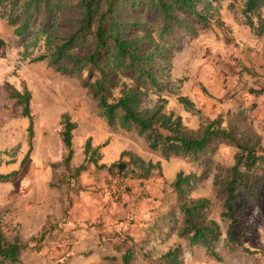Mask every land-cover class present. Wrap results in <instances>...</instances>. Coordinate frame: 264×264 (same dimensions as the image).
<instances>
[{"label": "rangeland", "instance_id": "obj_1", "mask_svg": "<svg viewBox=\"0 0 264 264\" xmlns=\"http://www.w3.org/2000/svg\"><path fill=\"white\" fill-rule=\"evenodd\" d=\"M243 1L199 4L208 21L194 25L195 35H179L181 43L162 78L164 111L180 116L189 130L219 118L223 127L264 148V90L252 91L264 88V33L257 36L244 23ZM260 13L264 18V6ZM43 23L37 17L26 37H19L0 18V173L17 170L29 148L28 118L10 98L11 88L29 91L32 123L27 161L14 179L0 182V227L7 240L19 242L18 262L9 264H166L162 255L177 246L181 264H264V164L253 177L252 195L238 194L232 212L238 221L229 240L231 221L221 217L223 195L215 180L233 163L235 148L215 140L197 161L165 159L135 132L110 128L82 85L85 72L64 73L47 59L34 60L49 52ZM178 95L199 112L185 109ZM155 98L149 94L145 104ZM63 114L76 124L67 166L60 136ZM88 137L92 145L106 142L99 147V163L109 164L127 150L159 162L161 169L141 180L113 177L87 164L73 175ZM179 171L193 175L182 196L171 187ZM198 197L209 199L206 217L219 225L214 255L178 233L180 203Z\"/></svg>", "mask_w": 264, "mask_h": 264}, {"label": "trees", "instance_id": "obj_2", "mask_svg": "<svg viewBox=\"0 0 264 264\" xmlns=\"http://www.w3.org/2000/svg\"><path fill=\"white\" fill-rule=\"evenodd\" d=\"M203 0H0V18L14 27V34L26 37L31 22L42 16L40 31L48 54L34 60L47 62L64 73L85 72L82 85L97 102L99 115L110 128L135 132L147 146L168 159L172 156L197 161L215 140L235 148L234 161L218 174L215 183L223 195L221 217L229 219L227 238L238 218L232 212L238 194L252 195V180L264 164V148L248 136L237 135L220 124L219 118L208 119L195 130L187 129L180 116L164 111L167 89L163 76L171 65L173 51L181 43L180 34H196L195 24H206L208 16L199 4ZM264 0H244L240 12L244 23L257 36L264 33V18L260 10ZM24 41V40H22ZM1 45V41H0ZM264 88L252 90L261 93ZM149 94L156 96L146 105ZM10 98L22 107L28 118L29 148L17 170L0 173V182L14 179L28 159L32 123L29 114V91L11 88ZM177 101L187 110L197 111L185 96ZM61 140L67 150L64 164L72 157V131L75 122L67 114L61 116ZM91 138L83 145L84 159L73 172L77 175L87 164L105 170L113 177L147 179L159 172V162L153 163L127 150L117 160L99 163V147ZM193 175L179 171L171 187L181 196L192 185ZM210 201L206 197L187 198L179 205L182 226L179 235L189 245H201L214 255L212 245L220 236L216 221L207 219ZM19 242L7 240L0 227V264L18 262ZM125 259V256H123ZM162 258L166 264H181L180 248H169Z\"/></svg>", "mask_w": 264, "mask_h": 264}, {"label": "crops", "instance_id": "obj_3", "mask_svg": "<svg viewBox=\"0 0 264 264\" xmlns=\"http://www.w3.org/2000/svg\"><path fill=\"white\" fill-rule=\"evenodd\" d=\"M93 145H99V142H94ZM118 157H119V155H118Z\"/></svg>", "mask_w": 264, "mask_h": 264}]
</instances>
